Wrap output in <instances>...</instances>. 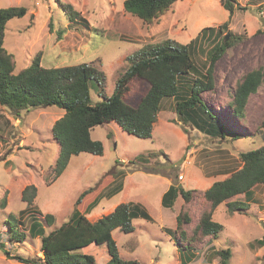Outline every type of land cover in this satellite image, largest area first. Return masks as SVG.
<instances>
[{"label": "rangeland", "instance_id": "374dc122", "mask_svg": "<svg viewBox=\"0 0 264 264\" xmlns=\"http://www.w3.org/2000/svg\"><path fill=\"white\" fill-rule=\"evenodd\" d=\"M123 1L0 0V7L20 5L27 10L5 25L4 46L13 54L14 72L27 66L37 53L44 67L88 63L104 72L103 91L109 95L128 66L127 55L166 38L189 43L204 27L217 29L225 22L221 33L206 32L198 39L191 56L197 72L205 75L207 51L222 38L227 36V42L230 39L214 64L213 88L201 95L210 111L225 122L226 136L209 135L182 120L175 110L176 96H168L161 101L150 137L128 133L114 120L98 124L91 128L90 135L102 142L103 153L72 155L63 172L54 178L58 141L51 126L63 109L32 107L17 115L0 106V244H4L0 247V264H26L9 256H42L40 236L28 234L30 217L41 220L43 214L52 213L53 224L42 225L47 233L68 220L75 206L85 212L94 198L97 203L86 214L92 221L120 202L138 204L151 216V220L134 218L131 232L113 230L122 258L136 259L140 264H181V251H188L179 233H174L179 210L185 206L183 209L199 220L202 210L210 207L204 190L241 167V151L264 142V127L260 125L264 81L250 94L243 116L232 114L230 105L236 83L247 71L264 66V0H230L232 13L221 0H176L149 24L126 12ZM68 4L77 12L72 19ZM198 73L180 77V90L183 83L188 85L200 77ZM127 85L125 99L136 104L149 83L132 77ZM92 87V100L102 99L98 88ZM171 183L193 190L190 204L180 195L171 207L161 204L162 194ZM26 185L36 188L30 204L21 198ZM85 190L87 193L76 204ZM243 198L238 194L232 199ZM250 200V206L243 210L229 212L227 200L214 208L212 218L223 229L215 239H195L188 264H222L216 252L226 248L230 250L228 264H264V246L255 243L264 235V185L253 187ZM26 208L29 210L24 213ZM13 219L24 233L22 241L10 239L8 225ZM184 228L188 232L192 229ZM4 250L10 255L6 256ZM83 251L93 254L96 264H104L109 258L104 245L93 244Z\"/></svg>", "mask_w": 264, "mask_h": 264}, {"label": "trees", "instance_id": "16d2710c", "mask_svg": "<svg viewBox=\"0 0 264 264\" xmlns=\"http://www.w3.org/2000/svg\"><path fill=\"white\" fill-rule=\"evenodd\" d=\"M175 2L176 0H124L123 7L126 12L149 24ZM221 2L224 8L232 13L230 0ZM68 7V16L72 19L77 12L70 4ZM26 11V7L20 5L0 7V106L8 107L17 115L21 110L32 107L57 106L63 109V114L51 126L52 135L58 141L54 178L63 172L72 155L80 152L97 155L103 153L102 142L92 139L90 135L91 128L98 124L114 120L128 133L137 137H150L161 109V101L168 96H176L175 110L182 120L209 135L226 136L225 122L217 118L214 111H210L201 95L213 88L214 64L227 44L229 45L230 39L227 42L226 37L222 38L221 43L215 44L207 51L208 65L205 75L197 72L191 56L193 44L199 42L198 39L206 32L213 33L217 30L221 33L227 25L225 22L217 29L212 26L204 27L189 43L166 38L160 42L143 45L127 55L128 66L117 77L112 93L106 95L103 91L104 72L88 63L44 67L41 65V56L37 53L27 66L14 72L13 54L4 46L5 25L13 17H22ZM189 73H198L200 77L196 76L188 85L183 83L181 91L179 79ZM132 77L144 78L149 83L148 89L136 104H131L125 99L129 88L127 83ZM262 81L264 66L244 74L236 83L231 95L232 114L243 116L250 94L257 90ZM92 86L98 88L97 94L102 99L92 100ZM260 125L264 127V113ZM237 135H234V140ZM240 159V168L231 171L223 179L214 180L204 190L203 197L210 202V207L202 210L199 220L195 221V217L183 209L185 206L177 213L174 233H179L182 246L188 251V254L181 251V264H188L193 256L190 248L195 239L198 240L201 236L215 239L223 229V225L212 218L214 208L227 200L229 212L247 209L250 206L253 187L264 185V142L256 148L241 151ZM35 192V186L26 185L21 191V198L30 204ZM86 193L87 190L79 194L76 204ZM192 193L191 189L171 183L162 194L161 204L171 207L178 195L185 203L190 204ZM238 194H243L244 198L232 199ZM96 203L97 198H94L86 206L85 212L75 206L68 220L47 233L42 225L53 224L55 217L52 213L43 214L41 220L30 217L28 234L31 237L40 236L41 257L34 259L21 255L9 256L7 250H4V253L26 264H96L94 255L83 251L86 247L96 244L104 245L109 254L104 264H140L136 259L120 256L112 232L114 229L131 232L134 229V218L151 220L150 214L138 204L120 202L112 211L92 221L86 214ZM27 210L29 208H26L24 213ZM11 221L12 224L8 225L10 239L22 241L24 233L17 229L18 221ZM184 227L192 229L188 232ZM255 243L264 246V235L256 239ZM0 247L3 248L4 244L1 243ZM216 253L221 256L222 264H228V248Z\"/></svg>", "mask_w": 264, "mask_h": 264}, {"label": "water", "instance_id": "95a60500", "mask_svg": "<svg viewBox=\"0 0 264 264\" xmlns=\"http://www.w3.org/2000/svg\"><path fill=\"white\" fill-rule=\"evenodd\" d=\"M226 38H227V36H226Z\"/></svg>", "mask_w": 264, "mask_h": 264}]
</instances>
